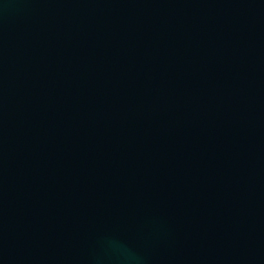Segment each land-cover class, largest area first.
Segmentation results:
<instances>
[{"label": "water", "instance_id": "obj_1", "mask_svg": "<svg viewBox=\"0 0 264 264\" xmlns=\"http://www.w3.org/2000/svg\"><path fill=\"white\" fill-rule=\"evenodd\" d=\"M0 264H264V0H0Z\"/></svg>", "mask_w": 264, "mask_h": 264}]
</instances>
